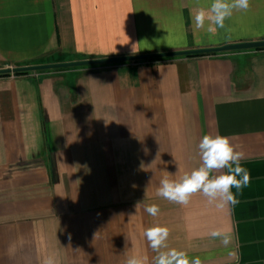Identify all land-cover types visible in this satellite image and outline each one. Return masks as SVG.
Wrapping results in <instances>:
<instances>
[{"label":"crops","instance_id":"0c3cea01","mask_svg":"<svg viewBox=\"0 0 264 264\" xmlns=\"http://www.w3.org/2000/svg\"><path fill=\"white\" fill-rule=\"evenodd\" d=\"M210 3L0 0V66L264 40V0L215 34L192 19ZM216 53L0 76V264H125L136 254L151 264L143 233L156 225L170 229L169 248L203 264H264V50ZM207 134L245 153L251 185L232 189L239 203L158 197L163 171L175 179L200 165ZM216 228L232 233L227 248L209 235Z\"/></svg>","mask_w":264,"mask_h":264},{"label":"clouds","instance_id":"9594fccd","mask_svg":"<svg viewBox=\"0 0 264 264\" xmlns=\"http://www.w3.org/2000/svg\"><path fill=\"white\" fill-rule=\"evenodd\" d=\"M249 7L250 0H211L207 8L198 7L192 13L194 28L215 34L218 29L225 27V21L234 12L247 11ZM198 149L200 165L175 179L171 178L172 173L163 171L156 195L182 206H188L196 194H201L209 205L218 210L237 205L239 200L232 189L235 188L237 193H242L243 189L251 185V174L242 166L245 153L237 150L230 137L226 135H204ZM139 204L137 203L136 210ZM145 211L155 217L159 214L160 208L156 204H151L145 206ZM143 235L155 253L151 264H203L199 256L190 258L185 251L169 248L167 241L170 229L166 226L149 227L144 230ZM209 235L213 239H220L225 248L233 242L232 233L223 228H216ZM228 255L232 257L234 253L230 251ZM43 264L56 262L49 256L44 259ZM125 264H148V258L139 254L131 255Z\"/></svg>","mask_w":264,"mask_h":264},{"label":"water","instance_id":"95a60500","mask_svg":"<svg viewBox=\"0 0 264 264\" xmlns=\"http://www.w3.org/2000/svg\"><path fill=\"white\" fill-rule=\"evenodd\" d=\"M263 47H264V40H261V41L226 44V45L216 47V48H202V49H193V50L161 52V53L146 54V55H139V56H124V57H115V58L75 60V61H69V62L48 63V64H39V65H31V66H20V67H2L0 68V74L39 71V70L66 68V67L116 64V63L133 61V60L166 58V57H174V56H185V55H190V54L223 52V51H233V50H249V49H257V48H263Z\"/></svg>","mask_w":264,"mask_h":264},{"label":"trees","instance_id":"16d2710c","mask_svg":"<svg viewBox=\"0 0 264 264\" xmlns=\"http://www.w3.org/2000/svg\"><path fill=\"white\" fill-rule=\"evenodd\" d=\"M255 50H264V47L263 48H257ZM217 53L216 52H210V53H199V54H190V55H186V57H199V56H204V55H216ZM164 58H154V59H148L146 61H160V60H163ZM0 67H3V66H0ZM17 67H20V66H17ZM15 75H23V74H27V72H15L14 73ZM6 75H9V73L7 74H0V76H6Z\"/></svg>","mask_w":264,"mask_h":264}]
</instances>
